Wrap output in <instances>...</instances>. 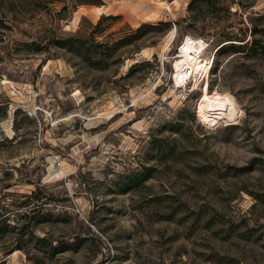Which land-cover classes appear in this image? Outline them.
Returning a JSON list of instances; mask_svg holds the SVG:
<instances>
[{
	"label": "rangeland",
	"instance_id": "1",
	"mask_svg": "<svg viewBox=\"0 0 264 264\" xmlns=\"http://www.w3.org/2000/svg\"><path fill=\"white\" fill-rule=\"evenodd\" d=\"M64 1L0 0V264H264V0Z\"/></svg>",
	"mask_w": 264,
	"mask_h": 264
},
{
	"label": "bare ground",
	"instance_id": "2",
	"mask_svg": "<svg viewBox=\"0 0 264 264\" xmlns=\"http://www.w3.org/2000/svg\"><path fill=\"white\" fill-rule=\"evenodd\" d=\"M174 3L178 4L179 1L174 0ZM166 7L170 9L168 4H166ZM184 40L185 42L181 47V54L176 57L177 60H175L174 64V80L180 87L187 82L189 75L187 71L188 67H191L193 72L201 71L205 77L207 76L210 67V63L206 60L205 62L204 59H201V57L196 58V54L200 53L204 48H202V41L194 39L190 36H187ZM205 82L206 81H204V84ZM204 84L202 86L201 97L197 103L198 114L213 119H218L223 115L229 114L231 110L230 102L223 98L218 92L210 91V86L206 88ZM194 86V88H196V86L198 87V83L196 82ZM15 256H17V252L13 254V257Z\"/></svg>",
	"mask_w": 264,
	"mask_h": 264
},
{
	"label": "trees",
	"instance_id": "3",
	"mask_svg": "<svg viewBox=\"0 0 264 264\" xmlns=\"http://www.w3.org/2000/svg\"><path fill=\"white\" fill-rule=\"evenodd\" d=\"M64 1V0H63ZM59 2H62V0H44L43 4H48V3H59ZM72 2V6L75 7L77 5H81V4H87V5H92V4H100L102 2V0H71ZM42 4V5H43ZM70 3L67 2V1H64L63 3V8H62V11H67L70 7L69 5ZM10 5V9L14 12H16V3L12 2L9 4ZM242 6H244L243 3H241ZM41 5H39V10H41L42 8H40ZM19 11L20 12H23L25 13V8L24 7H21L19 8ZM56 14L58 15V18L57 19H61L63 16H65V14H61V12H56ZM104 19H113V18H116V17H113L111 15H108V16H105L103 17ZM101 25V22L96 26V29H100L101 27L99 26ZM101 33L102 31H97V33ZM87 41L81 37H78V36H75L69 40H58V39H54V41H52L51 43H47V44H44L43 43H33L32 44V50L34 53H38V52H42V51H47L48 48H51V45L52 44H55L61 48H65L67 51L71 52V53H80L81 55L83 54H86L89 52L90 48L87 47L86 45ZM92 44H94L96 47H100L102 45H104L103 43L101 42H97L96 39H94V41L92 42ZM257 39L253 40L252 42V46L253 49H255L257 47ZM226 44L222 45V46H219L217 49H216V52H222L224 51L223 49H226ZM29 47V46H27ZM30 48V47H29ZM31 50V49H30ZM104 56H109L110 54L109 53H102ZM215 59V58H214ZM92 64H98V63H92ZM213 70V69H212ZM5 218V217H4ZM3 219H0V222L2 221Z\"/></svg>",
	"mask_w": 264,
	"mask_h": 264
},
{
	"label": "built area",
	"instance_id": "4",
	"mask_svg": "<svg viewBox=\"0 0 264 264\" xmlns=\"http://www.w3.org/2000/svg\"><path fill=\"white\" fill-rule=\"evenodd\" d=\"M207 61V60H206Z\"/></svg>",
	"mask_w": 264,
	"mask_h": 264
}]
</instances>
